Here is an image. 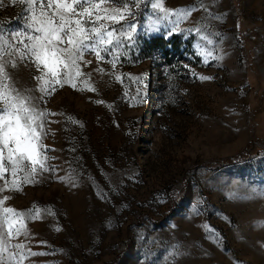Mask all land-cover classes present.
Wrapping results in <instances>:
<instances>
[{
	"label": "rangeland",
	"instance_id": "1",
	"mask_svg": "<svg viewBox=\"0 0 264 264\" xmlns=\"http://www.w3.org/2000/svg\"><path fill=\"white\" fill-rule=\"evenodd\" d=\"M163 3L188 15L155 31L151 3L133 7L137 32L115 68L85 53V90L42 93L34 66L8 69L45 114L52 169L0 191L4 206L39 214L11 242L37 253L23 264H264V0ZM25 15L0 0L6 33ZM156 37L182 42L174 67L135 56Z\"/></svg>",
	"mask_w": 264,
	"mask_h": 264
},
{
	"label": "snow or ice",
	"instance_id": "2",
	"mask_svg": "<svg viewBox=\"0 0 264 264\" xmlns=\"http://www.w3.org/2000/svg\"><path fill=\"white\" fill-rule=\"evenodd\" d=\"M17 2L26 13L24 24L7 33L0 25V179L4 181L0 191L20 190L23 184L34 183L38 173L52 170L43 143L45 114L33 103L36 98L26 94L31 90L22 93L15 87L9 68L15 69L21 63L34 66L42 93L51 94L64 85L76 88L80 83L85 86L81 90H85L88 74L82 71V65L92 63L85 61V53H94L97 60L112 55L110 63L115 68L119 52L130 47L127 42L134 41L137 32V23L129 19L137 14L133 7L139 11L142 4L146 7L147 2L151 3L155 17H149V28L155 31L173 15H188L166 8L163 0H12L13 4ZM110 3L121 6L111 7ZM177 24H172L173 31ZM196 31L208 45L215 43L201 29ZM196 47L197 54L205 59L212 55L199 43ZM8 199H0V264L5 254L7 264H23L26 254L37 253L23 243L11 242L26 236V219L39 214L6 207Z\"/></svg>",
	"mask_w": 264,
	"mask_h": 264
},
{
	"label": "trees",
	"instance_id": "3",
	"mask_svg": "<svg viewBox=\"0 0 264 264\" xmlns=\"http://www.w3.org/2000/svg\"><path fill=\"white\" fill-rule=\"evenodd\" d=\"M182 42L178 38L166 40L162 37L152 38L145 41L139 48L136 57H140L142 60L152 58L154 55H158L159 61L163 66L174 67L180 60L183 59L184 53H182ZM185 52L189 55L192 53L191 44H186ZM182 53V54H181ZM233 160H231L232 162ZM230 162V161H229Z\"/></svg>",
	"mask_w": 264,
	"mask_h": 264
}]
</instances>
